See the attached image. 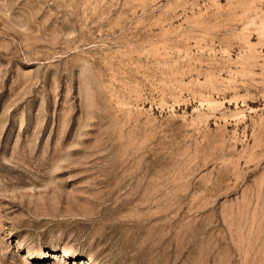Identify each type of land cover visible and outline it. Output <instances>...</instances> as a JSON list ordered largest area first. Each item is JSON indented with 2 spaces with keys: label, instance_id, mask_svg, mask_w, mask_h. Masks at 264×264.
<instances>
[{
  "label": "rangeland",
  "instance_id": "obj_1",
  "mask_svg": "<svg viewBox=\"0 0 264 264\" xmlns=\"http://www.w3.org/2000/svg\"><path fill=\"white\" fill-rule=\"evenodd\" d=\"M0 264H264V0H0Z\"/></svg>",
  "mask_w": 264,
  "mask_h": 264
},
{
  "label": "bare ground",
  "instance_id": "obj_2",
  "mask_svg": "<svg viewBox=\"0 0 264 264\" xmlns=\"http://www.w3.org/2000/svg\"><path fill=\"white\" fill-rule=\"evenodd\" d=\"M57 254V253H56ZM56 254H55V257H56Z\"/></svg>",
  "mask_w": 264,
  "mask_h": 264
}]
</instances>
